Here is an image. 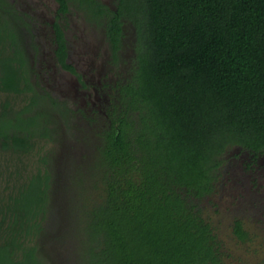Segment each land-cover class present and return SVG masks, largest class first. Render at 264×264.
<instances>
[{
  "label": "trees",
  "instance_id": "trees-1",
  "mask_svg": "<svg viewBox=\"0 0 264 264\" xmlns=\"http://www.w3.org/2000/svg\"><path fill=\"white\" fill-rule=\"evenodd\" d=\"M74 3L103 19L114 59L128 19L133 61L76 159L60 129L71 108L32 81L27 14L0 0V264H241L204 203L231 163L264 178V0Z\"/></svg>",
  "mask_w": 264,
  "mask_h": 264
},
{
  "label": "rangeland",
  "instance_id": "rangeland-1",
  "mask_svg": "<svg viewBox=\"0 0 264 264\" xmlns=\"http://www.w3.org/2000/svg\"><path fill=\"white\" fill-rule=\"evenodd\" d=\"M11 3H14L17 7L24 11L33 10L35 14H40L44 18L50 17L53 9L56 4L54 0H10ZM107 3L110 6H114L117 0H101ZM39 9V10H38ZM26 11V13H27ZM83 11L77 6H71L68 16V28L66 30V36L70 45V56L68 58L69 62L75 61L74 58H77L80 55L79 48L82 41L89 40L92 48L85 54V56L90 59L99 62L108 59L109 55H106L108 50H106V44L102 41V30L100 26H94L88 24L84 20ZM84 17V18H83ZM133 25L128 19H125L123 25V38L121 43V50L118 53V59L114 61L111 66L107 69L110 71L113 69V76L120 78L125 75L128 71L127 67L129 65L128 60L133 55L132 46L135 42V31ZM37 41L41 48L40 58H43L45 61H49V50L50 46L48 44V38L50 32L46 30V27L38 26L36 30ZM27 37H29L27 35ZM27 39V38H26ZM105 40V39H104ZM31 50L29 51L30 63L33 67V72L31 73V78L35 79L40 91H47L54 96H58L61 100H64L66 104L71 108L70 112L71 120L69 119L68 123L60 121V129L66 133V145L64 149L67 152L72 151V156L80 159L81 155L84 154L82 150V140L86 138L93 137V131H95L100 124L97 122L91 123L90 126L82 122V118L78 113V108L83 106L79 104L77 100H73V91L71 85V76L62 71L60 68L55 70L51 67V76L47 78L48 75H45V67L39 64L38 59L34 56V61L31 58ZM37 54V53H36ZM94 58V59H93ZM33 61V62H32ZM133 60H131L132 63ZM85 59L81 62H78L76 65L78 67V73H85V78L96 80V72L92 71L94 76H90V69L86 72V64L83 65ZM86 67V68H85ZM108 71V70H107ZM115 72V73H114ZM33 74H36L33 76ZM91 74V75H92ZM91 77V78H90ZM108 79V76L106 77ZM33 81V80H32ZM98 104V103H97ZM106 105L101 101L100 109H103ZM108 106V105H107ZM87 109L85 113L91 115V111ZM75 108V109H74ZM85 127V128H84ZM84 129V130H83ZM82 141V142H81ZM68 142V143H67ZM62 151V150H61ZM60 151V153H61ZM71 153V152H70ZM68 160V157H66ZM65 158H57L55 165L60 168L63 167ZM67 162V161H66ZM68 163V162H67ZM68 171L61 168L59 173L61 177L65 180V175ZM58 174V175H59ZM252 174L249 170H242L241 167L236 166L235 164H230L228 170L225 174L226 182H223L222 186L213 195L210 199L211 202H205L207 206V212L211 214L215 223L219 226V237L222 240V250L226 254H229L228 259L232 260L233 263L240 262L241 264H261V261L264 258V178L258 183V186L252 184ZM258 176V175H257ZM204 206V207H205ZM235 218H241L243 224L251 232L257 235L253 240L242 242L238 240L232 233V224ZM226 257V256H225Z\"/></svg>",
  "mask_w": 264,
  "mask_h": 264
},
{
  "label": "flooded vegetation",
  "instance_id": "flooded-vegetation-1",
  "mask_svg": "<svg viewBox=\"0 0 264 264\" xmlns=\"http://www.w3.org/2000/svg\"><path fill=\"white\" fill-rule=\"evenodd\" d=\"M54 2L56 4V6L53 9L50 17H48L47 19L46 18L43 19L40 16V14H35L33 12V10H29V12L26 10L27 13H26V11L23 12L22 9H20L19 7H17L15 5L16 8H18L21 12L27 14V16H26L27 20L33 28L34 36L29 35V37H26L28 49H29V51L31 50V53H32L31 58L34 61L33 54L36 55L35 58L38 59L37 61H39V64H41L42 66L45 67L44 68L45 69L44 74L48 75L47 78H49L51 76V72H50L51 67L53 70H55L58 67L62 71L67 72L72 78L71 79V85H72V91H73V95H72L73 100H77L79 102L80 106L81 105L83 106L82 108L79 107L77 110L79 115L81 116V118L83 120L82 122H84L85 124L90 126L91 123H95L98 121V123L100 124V127H103L105 125V121H108V123H110V119H108L107 108L110 104L111 99L114 98V97L111 98L114 87L117 84V81L120 78L126 76V74L120 78L114 77L113 80L111 79L113 76H115L112 73L113 69L110 71V69H107V68H109L114 61L119 60L118 59L119 57L117 59L113 58V52L111 50V45H110V43L107 39V36L105 34V28L102 24L98 23L103 19L102 18H96V19L88 18V16L90 17V13L87 12L85 10V8L81 9L83 11L82 13L85 14L84 15L85 18L84 17L83 18L88 24H92L94 26L98 25L101 27L102 41L105 42L106 50H108V52H107V54H105V56L106 55H109V56H108V59L105 60V62H106L105 64H104V60H101L99 63V62H97V60L94 61V60L90 59L89 57L85 56V54H87L91 50V48H92L91 43H93V41L89 42V40H85V41H82L80 47H78L79 52L81 51L80 55H78L77 58H74L75 61L69 62L68 58H69L71 52L69 49L70 45H69V42H68V39L66 36V30L68 28V22H67L68 16L67 15L70 12L71 6H77L78 4L74 3V0H67L69 11L62 13V12L58 11L59 3L57 2V0H54ZM101 2H103V1H101ZM103 3L108 5L105 2H103ZM108 6L111 8H115V5L113 7L110 5H108ZM56 24L60 26V28L62 29L63 34H64L63 36L65 39V46H66V52H67L65 62L70 64L74 68L75 72H72L71 70L64 68L60 64L58 57L55 54V50L57 48V43H56L57 37L55 34V32H56L55 25ZM123 25H124V23H123ZM38 26H42L43 28L46 27V30L50 32V36L48 38V44L50 46L49 59H50L51 66L49 64V61L47 62L43 58H40L41 53L43 51H41V48H40L39 43L37 41V35H35L36 30L38 29ZM122 38H123V35L121 36V43H122ZM33 39H34L35 44H36L35 49H34V47H32V45H30L31 44L30 42ZM132 49H133V46H132ZM120 50H121V46L117 50V52L119 53ZM82 59L83 60L85 59V62L83 63V65L86 64V67H87V68L85 67L86 72L89 69L91 70L89 73L90 76H94V74H92L93 73L92 71L96 72L95 73L96 74V80H93L91 77H90L91 79L85 78V73H83V72L81 74L78 73V67L76 64L78 62H81ZM128 63H129V65H128L127 69L131 65V58H130V60H128ZM31 66H32V64H31ZM49 68H50V70H49ZM34 75H36V74H33V76ZM107 76H108V79H106ZM32 80L35 83L34 77ZM101 101H103L106 104V105H104L103 109H100V107H99V106H101ZM87 106H89L88 109L91 111V113H90L91 115H89L88 113H85ZM86 112H88V111H86Z\"/></svg>",
  "mask_w": 264,
  "mask_h": 264
}]
</instances>
